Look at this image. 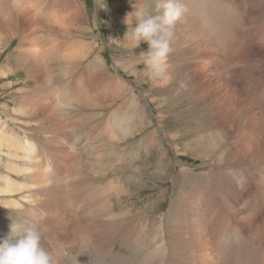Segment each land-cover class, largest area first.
I'll return each instance as SVG.
<instances>
[{
    "label": "rangeland",
    "instance_id": "rangeland-1",
    "mask_svg": "<svg viewBox=\"0 0 264 264\" xmlns=\"http://www.w3.org/2000/svg\"><path fill=\"white\" fill-rule=\"evenodd\" d=\"M234 1L239 11L237 8L233 14L237 22L230 44L224 45L212 38L207 40L205 34L206 42L212 47V51L210 48L207 51L206 45L202 47L192 41L185 31L182 41L173 34V51L165 71L153 76L145 58L140 56L148 50V44L141 42L137 46L124 38L128 31L125 23L128 14L134 12L135 7L151 11L153 0H0V120L8 124L15 136L35 140L38 149L43 147L39 118L31 114L23 116L19 108L31 101L36 108L38 104L41 107L34 96L48 87L34 85L27 65L34 60L40 61L37 66L44 63V50L46 55L53 49L54 56L58 57L44 68L56 81L62 73L60 65L68 64L69 56L73 57L70 71L77 87H84L87 74L97 75L88 85L107 96L109 102L102 100L104 119L112 121L114 108L120 106L119 118L127 121L123 122L126 133L119 134L117 128L111 126L113 135L107 133L105 144L93 140L95 152L100 149L103 153L100 155L105 157L99 156L102 158L100 167L93 161L90 170L92 173L94 169L97 174L93 179L98 186L114 182L113 193L122 192L125 207L122 218L126 220L121 226L126 239L135 234L134 241L139 248L153 243L159 228L161 232L163 220L172 232L175 216L172 206L177 202L181 205L185 202L187 225L177 230L187 232V238L181 243L183 247L189 241L196 252L191 240L200 234L209 248L212 240L218 244L219 239L237 246L230 241L236 225L250 238L246 244L257 239L264 245V154L260 155L263 159L258 160L259 137L246 118L252 112L255 116L262 111V105L257 102L262 98L260 95L264 97V8H250L247 0ZM9 27L13 30L7 34ZM225 46L228 47L223 49ZM19 56H23L26 66H19ZM63 81L59 83L62 85ZM222 82L227 90L217 88L216 84L221 86ZM229 93L234 94V98ZM248 94L250 98L245 99ZM91 109L88 124L99 123L98 112L102 110ZM71 122L74 127L81 125L78 133L84 134L85 120ZM105 123L98 131L94 130V139L104 131ZM259 125L264 129L263 118ZM84 155L80 151L81 160L78 157L77 162L82 161ZM0 158L1 167L6 156L0 155ZM117 180L120 183L117 184ZM236 186L250 190L244 199L247 207L241 210V220L247 228L238 224L235 213L226 210V198L223 202L218 200L223 189L228 187L227 191ZM257 224L262 226L260 231L255 229ZM195 247L200 248V243ZM263 259L261 264H264ZM196 262L200 264L201 259L196 257L193 264Z\"/></svg>",
    "mask_w": 264,
    "mask_h": 264
},
{
    "label": "bare ground",
    "instance_id": "bare-ground-1",
    "mask_svg": "<svg viewBox=\"0 0 264 264\" xmlns=\"http://www.w3.org/2000/svg\"><path fill=\"white\" fill-rule=\"evenodd\" d=\"M235 2L234 0H183L187 11L174 25L176 28V30L173 28L174 37L178 39L180 36L182 41L183 31H185L187 36L192 38V41L198 42L202 47L206 45L207 51H210L209 48L212 51L211 45L208 44L209 41L206 42L205 40L207 35V40L212 38L223 42L224 45L227 42L230 44L233 40V31L235 32V22H237V18L234 17L236 15H233L238 8L235 7ZM248 4L251 5L250 8L257 7L259 10L264 8V1L259 3L257 0H247ZM237 10L239 11V8ZM250 21L255 22L256 19ZM236 24L238 25V23ZM50 29L52 28L50 27ZM12 30L13 27H9V30L5 31L7 33ZM230 34L232 35L231 39L229 38ZM216 46L218 47V45ZM227 47L225 46L223 49ZM57 50L59 51V49ZM51 51L53 52L51 53ZM218 51H221L220 47ZM43 52L44 63L41 62V65L37 66L40 61L34 60V63L27 65L30 68L28 71L29 79L33 81L34 85L37 87L39 85L38 88L48 87L45 88V91H39V95L34 96L38 103L40 101L41 107L37 103L38 107L36 108L31 101L30 104L19 108V113L23 116H30L31 114L39 118L44 137L43 147L38 149V143L34 142L35 140H27V137L20 139V137L15 136L13 131L7 127L8 124L6 126L5 122L0 120V155L1 157L6 156L5 162L0 167V211H2V214L0 212V237L5 236L9 231L10 216L19 215L41 225L42 244L55 254L58 264H180L181 262V264H193L196 257L201 259L200 264H221V260H223V264L262 263L264 245L261 244V240L251 239L252 243L246 244L250 238L248 235L245 236L237 225L236 230L234 229L235 234H231L230 238V241L237 243V246L236 244L230 245L229 240L217 239L218 244L217 241L212 240V247L209 248L204 241L203 234L195 235L191 240L192 244L198 245L200 243V248L195 247V244L193 245L196 252L191 248L189 241L185 243L184 247L181 246L184 237L187 238V232L185 233L184 230L177 232V230L187 225V217L183 207L185 202H181L183 205L177 202L172 206L175 216L172 218L173 226L171 228L173 227L174 232L173 230L169 232L170 226L166 225L165 220H163L161 223L163 225L160 226L161 232L159 228L154 235L153 243L150 242L149 245L146 244L139 248L134 241L135 234L131 233L132 238L126 239L125 229L121 226L126 220V217L124 220L122 218V211L125 208L121 196L122 192L119 194V190H117V194L113 193L114 186L112 184L114 182L106 186H98L97 180L93 179L94 175L97 177V174H94V169L91 173L90 169L95 160L97 165H94L100 167L102 158L105 157L100 149L95 152L96 143L94 141L98 139L97 143L103 144L107 133L113 135L111 126H115L118 133L122 134L126 131L123 122L126 123L127 120L122 119V121L119 118L120 106L114 108L112 121L104 119L105 110L102 109L104 108L102 100L106 103L109 102L106 100L107 96L97 93L91 84L88 85L91 80L93 81L92 77H97V75L87 74L84 87H77L76 82L72 81L70 71V61L73 57L70 58L69 56V63L60 65L62 73L59 77L57 76L58 81H56L44 68H48L50 63L55 62L53 60L58 57L54 56L53 49H50L46 55L45 50ZM18 58L19 66L25 64L23 56ZM48 58L50 59L47 63ZM226 73L228 72L226 71ZM60 81L64 83L61 85ZM224 85L216 84L217 88L227 90ZM226 85L228 87L229 84ZM228 95L234 98V94L229 93ZM260 96L263 99L259 98L257 103L262 105V111H258L259 114L256 112L255 116L252 112L246 117L247 122L254 128L259 137L258 160L263 159L260 155L263 156L264 154V129L259 127L261 126L259 125L260 118L264 119V97ZM249 98L250 95L248 94L245 99ZM226 99L224 100L227 101L228 99ZM91 108L102 110L98 112L99 123L88 124L91 117L90 113L93 112ZM78 118L81 121H86L87 129H84V134L81 135H79L81 131L78 133V129L82 126L75 125L74 127L71 122V120H76L75 123H78ZM104 121H106L104 131L99 132V137L94 139V130L98 131ZM80 142L84 145L82 146ZM80 151H83L85 155L82 161L77 162ZM79 159L81 160L80 157ZM258 168L260 169L261 166ZM116 183H120L119 180ZM236 183H238L237 179ZM226 189H223L222 197L219 196L218 200L223 202L226 198L228 200L225 204L226 210L235 213L238 224L247 228L241 220L243 214L241 210L247 207L244 199L249 196L247 194L250 190L245 187L240 189L238 186L229 188L227 191ZM244 189L246 190L244 191ZM110 194H112V198H109ZM116 195H120V197ZM242 200L244 202L239 205ZM249 204L248 202L247 205ZM237 206H241V209L237 210ZM261 227L260 224H257L255 229L260 231ZM249 236L252 237L253 234L251 233ZM240 237L243 238L240 239ZM241 242L246 245L240 244ZM195 264L199 263L196 262Z\"/></svg>",
    "mask_w": 264,
    "mask_h": 264
},
{
    "label": "clouds",
    "instance_id": "clouds-1",
    "mask_svg": "<svg viewBox=\"0 0 264 264\" xmlns=\"http://www.w3.org/2000/svg\"><path fill=\"white\" fill-rule=\"evenodd\" d=\"M151 11L135 7L125 23L128 31L125 39L140 46L148 44L141 52L149 73L162 75L170 53L173 51V27L187 11L183 0H153ZM134 24V27L130 25ZM8 233L0 237V264H58L54 253L42 244L43 233L37 222L19 215L10 216Z\"/></svg>",
    "mask_w": 264,
    "mask_h": 264
}]
</instances>
